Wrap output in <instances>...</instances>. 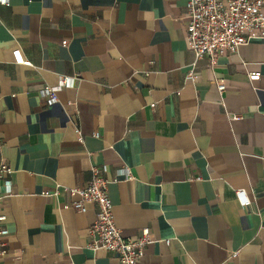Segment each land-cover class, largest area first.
Wrapping results in <instances>:
<instances>
[{
    "label": "crops",
    "instance_id": "obj_1",
    "mask_svg": "<svg viewBox=\"0 0 264 264\" xmlns=\"http://www.w3.org/2000/svg\"><path fill=\"white\" fill-rule=\"evenodd\" d=\"M9 1L0 3V154L12 169L9 194L0 183V264L117 263L87 246L95 204L69 206L67 187L86 185L93 166L124 235L150 228L138 264H264V35L252 32L213 67L198 59L188 79L190 0ZM64 77L72 82L55 102L42 96Z\"/></svg>",
    "mask_w": 264,
    "mask_h": 264
},
{
    "label": "built area",
    "instance_id": "obj_2",
    "mask_svg": "<svg viewBox=\"0 0 264 264\" xmlns=\"http://www.w3.org/2000/svg\"><path fill=\"white\" fill-rule=\"evenodd\" d=\"M0 3L9 5L10 1L0 0ZM187 17V45L194 56L192 68L186 74L188 79H195L198 59L206 57L213 67L217 64L220 55L237 53L252 32L258 31L264 35V0H190ZM260 78V72L249 73L251 81H258ZM71 82L70 77H64L57 87H46L41 94L50 102H55L56 90ZM218 89L221 92L225 89L222 79L218 82ZM77 132L82 138L79 127ZM95 136H98V133H95ZM121 171L131 178V170L128 167H124ZM11 173V167L0 154V183L4 185L6 194L11 191V181L8 178ZM108 183L102 168L93 166L91 179L86 185L67 187L66 190L72 197L69 206L77 211H86V203L92 202L97 207L96 219L88 231L89 248L104 249L114 253L118 260L116 264H138L147 245L153 241L150 228L144 227L136 237L124 235L114 219ZM236 193L243 205L250 204L251 200L243 189L237 190ZM3 196L0 191V235L6 233L3 228L6 220V214L2 211ZM3 245L0 244V253L4 252ZM237 254V252L232 253L233 257Z\"/></svg>",
    "mask_w": 264,
    "mask_h": 264
}]
</instances>
